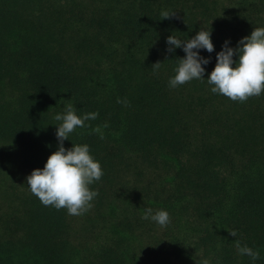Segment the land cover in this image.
Wrapping results in <instances>:
<instances>
[{
    "label": "trees",
    "instance_id": "16d2710c",
    "mask_svg": "<svg viewBox=\"0 0 264 264\" xmlns=\"http://www.w3.org/2000/svg\"><path fill=\"white\" fill-rule=\"evenodd\" d=\"M256 27L264 0H0V264H264V93L233 102L206 80L225 41ZM200 29L214 44L199 50L205 79L171 88L186 54L167 38ZM68 104L98 113L64 141L104 172L80 216L26 182L58 149Z\"/></svg>",
    "mask_w": 264,
    "mask_h": 264
},
{
    "label": "clouds",
    "instance_id": "9594fccd",
    "mask_svg": "<svg viewBox=\"0 0 264 264\" xmlns=\"http://www.w3.org/2000/svg\"><path fill=\"white\" fill-rule=\"evenodd\" d=\"M175 12L162 11L163 19H170ZM211 30L200 29L194 37L182 41L171 35L167 38V51L183 48L186 54L178 59L175 75L169 80V86L176 88L194 79L204 80L205 67L210 58L200 55L199 50L214 51L211 40ZM225 41L222 50L216 55L214 69L207 77L211 92L220 94L233 102L244 103L251 97H259L264 93V27H256L249 36L243 37L236 48L229 47ZM234 56L238 59H234ZM161 62L153 65L159 68ZM118 103H123L119 100ZM98 113L78 115L72 104H68L62 114H56L54 119L59 121L56 137L59 141L58 149L47 159L42 169H34L26 178L31 193L46 207L56 210L66 209L69 215L80 216L92 208V201L98 196V191L91 189V185L99 181L103 175V168L90 152L87 144H72L71 148L64 147V141L69 140L77 128L85 127V121L96 119ZM107 127V125H105ZM99 131V128L95 129ZM102 138V137H101ZM144 219H151L161 227L170 223V215L166 210H158L153 214L151 208L146 209ZM232 237L237 236L235 230L229 232ZM236 247L241 255H247L257 260L259 251L248 246H241L237 241ZM196 264H211L205 258Z\"/></svg>",
    "mask_w": 264,
    "mask_h": 264
}]
</instances>
